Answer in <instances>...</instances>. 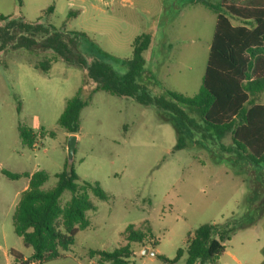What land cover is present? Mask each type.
<instances>
[{
	"label": "rangeland",
	"instance_id": "obj_1",
	"mask_svg": "<svg viewBox=\"0 0 264 264\" xmlns=\"http://www.w3.org/2000/svg\"><path fill=\"white\" fill-rule=\"evenodd\" d=\"M0 15L81 33L77 40L86 64L90 55L104 51L118 71L126 66L113 57H130L135 36L150 31L154 23L151 35L164 38L171 57L157 66L153 83L147 79L148 70L138 81L148 83L155 93L169 88L185 96L200 89L216 17L201 0H0ZM6 20H0V26ZM8 32L12 37H0V264H8L6 256L9 264H22L10 258V249L25 259L29 255L30 248L13 230L15 204L32 172L48 173L44 188L55 183L54 174L67 165L65 143L71 133L77 135L72 166L78 182H97L108 198L89 193L95 208L86 212L87 227L75 233L63 255L40 264H104L90 250L125 245L128 224L144 235L142 241L130 243V264H184V251L170 263L141 250L152 249L158 241L157 253L172 259L185 246L188 232L213 221H222L216 223L220 229L225 224L233 227L228 238L239 229L252 233L238 261L222 252L213 264H262L253 249L264 248V210L256 214L246 207L249 195L264 198V166L248 162L231 148L230 133L220 140L194 133L183 147L175 148L172 123L151 106L101 89L91 92L95 82L84 67L66 62L52 49L27 47L12 29ZM79 87L85 101L79 130L68 132L57 125V118ZM19 127L35 133L32 148L21 142ZM2 170L16 172L19 178L10 179ZM68 197L65 191L63 198Z\"/></svg>",
	"mask_w": 264,
	"mask_h": 264
},
{
	"label": "trees",
	"instance_id": "obj_2",
	"mask_svg": "<svg viewBox=\"0 0 264 264\" xmlns=\"http://www.w3.org/2000/svg\"><path fill=\"white\" fill-rule=\"evenodd\" d=\"M201 3L216 17L200 89L192 96L169 88L155 93L148 83L138 81L144 72L143 52L150 44L147 33L135 36L130 57H113L126 66L125 71L113 68L106 61L109 54L104 51L90 55V63L86 64L77 40L81 33L47 28L23 18L18 20L21 16L0 15V20L7 19L0 26V37L3 41L12 37L8 32L12 29L23 45L52 49L66 62L84 67L86 76L95 82L91 92L101 89L151 106L162 120L172 123L177 133L175 148L183 147L187 137L194 133H200L203 139L214 136L217 140L230 133L231 148L248 162L264 166V0H201ZM80 91L81 87L66 99L57 118V125L68 132L79 130V112L85 104ZM18 132L21 142L32 148L35 133L25 127H19ZM2 173L10 179L19 178L16 172L2 170ZM48 176L45 170H36L28 176L27 186L20 192L12 213L13 230L30 252L25 260L13 249L10 255L23 264L63 255L73 245L75 233L88 225L86 212L95 208L89 193L102 200L108 198L97 182H78L79 175L72 165H65L55 173V183L44 188ZM65 191L69 192L68 198H63ZM218 225L203 223L188 232L185 246L179 247L172 259L157 252L155 255L171 263L184 251L187 255L184 264L194 261L213 264L224 250L223 241L233 230L228 224L221 229ZM124 237L125 245L110 251L90 250L91 256L97 254L104 264H130V243L142 241L144 235L128 224Z\"/></svg>",
	"mask_w": 264,
	"mask_h": 264
},
{
	"label": "crops",
	"instance_id": "obj_3",
	"mask_svg": "<svg viewBox=\"0 0 264 264\" xmlns=\"http://www.w3.org/2000/svg\"><path fill=\"white\" fill-rule=\"evenodd\" d=\"M79 9H82V8L79 7L78 11ZM165 27H166V23L163 24L162 28H165ZM148 28H150V31L147 32V34L150 35V44L148 48L143 52V57L145 60L144 71L145 70L149 71L150 74L148 75L149 78L147 79H149V81L150 82L152 81L151 83H153L155 81L156 74H157V66L159 64H164L166 61L170 60L171 54L166 50V48L163 45V44H167L165 41L163 43L164 38L156 39L155 36L151 35V33L153 32L152 31L153 29L151 28H155L154 23ZM249 198L247 199L246 211L253 210L256 214L262 213V211L264 210V198H253L250 195H249ZM221 222L222 221H218V222L213 221L211 223H221ZM253 234L254 236H256L255 233ZM251 239H252V233H249L248 230H244V229L236 230L235 232L231 234L229 238L225 240L226 243L224 244L223 253L224 252L229 253L231 258L236 261L237 254L240 253L243 248L247 249L245 246V243L250 245ZM154 250L157 252L156 249ZM253 251L259 256L260 259L262 258V264H264V254H263L264 248L257 247V248H254ZM11 257L12 256L10 255V258ZM6 258L9 264L10 262L9 256H6Z\"/></svg>",
	"mask_w": 264,
	"mask_h": 264
},
{
	"label": "water",
	"instance_id": "obj_4",
	"mask_svg": "<svg viewBox=\"0 0 264 264\" xmlns=\"http://www.w3.org/2000/svg\"><path fill=\"white\" fill-rule=\"evenodd\" d=\"M76 139H77V135L74 133L69 134L66 138L65 146H66V162H67V165H72L74 148L76 145ZM141 254L155 255L156 251L154 249L149 250V248L147 246H144L141 250Z\"/></svg>",
	"mask_w": 264,
	"mask_h": 264
},
{
	"label": "built area",
	"instance_id": "obj_5",
	"mask_svg": "<svg viewBox=\"0 0 264 264\" xmlns=\"http://www.w3.org/2000/svg\"><path fill=\"white\" fill-rule=\"evenodd\" d=\"M24 260H25V258H24ZM40 262L41 261L39 259H33L31 261H28L26 264H40ZM87 264H91V261L89 263H87Z\"/></svg>",
	"mask_w": 264,
	"mask_h": 264
}]
</instances>
